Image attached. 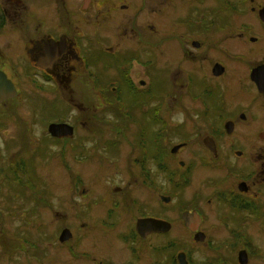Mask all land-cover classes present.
Returning <instances> with one entry per match:
<instances>
[{"label":"flooded vegetation","instance_id":"flooded-vegetation-1","mask_svg":"<svg viewBox=\"0 0 264 264\" xmlns=\"http://www.w3.org/2000/svg\"><path fill=\"white\" fill-rule=\"evenodd\" d=\"M36 4H51L49 25L35 23ZM168 8L169 0H0V35H21L0 45V69L18 90L0 103V264H180L182 250L183 264H264V0H183V99L201 107L184 113L174 144L167 94L155 96L129 55L157 36L178 41L161 37L174 31ZM113 55L122 66L104 76ZM193 72L208 87L198 94L187 89ZM17 98L31 113L32 148L10 136L4 106ZM64 102L89 110L86 118L49 114ZM51 123L73 132L54 136ZM37 158L47 171L57 161L68 187L43 167L34 171L42 182L30 175ZM13 181L28 197H12ZM184 211L196 212L195 228ZM144 218L172 228L140 232ZM172 237H183L180 250Z\"/></svg>","mask_w":264,"mask_h":264},{"label":"rangeland","instance_id":"rangeland-1","mask_svg":"<svg viewBox=\"0 0 264 264\" xmlns=\"http://www.w3.org/2000/svg\"><path fill=\"white\" fill-rule=\"evenodd\" d=\"M3 1V0H1ZM34 7L33 5L31 6ZM51 10V4L48 5L46 8H40L39 6L33 8L31 12L35 16L34 19L37 20L35 23H38L39 19H42L40 22L41 26L49 25L50 18L52 16ZM169 15L171 17L172 26L174 28V31H172L169 35H160L161 37H167V38H177L178 41L172 40L167 43H163L158 40V36L156 37L155 44L154 45H140L137 46L136 50L133 53L135 55V59H137L138 64L141 68H145L148 73L150 74L154 88H155V96L156 97H163L164 95L168 94L169 96L167 99V110H168V116L173 120V122L176 123H183V115L186 112L188 116H191L194 114L197 108H200V103L197 101L189 100L190 96L188 98L185 96L183 99V0H169ZM47 15V16H44ZM51 15V16H50ZM182 15V19H177ZM45 21V22H43ZM173 23H176L174 25ZM8 30V29H7ZM2 30L0 35V45L2 46L5 43H7L9 40H6L8 38H21L20 32L17 31H7ZM159 36V37H160ZM16 45H19V42L16 43ZM150 51L149 55H146L145 52ZM140 54L141 56H139ZM122 55H128V53H123ZM119 55H113L112 57L114 59H108L106 61V65L108 68H105V66L102 67V71H107L104 73V76H108L111 72L117 76V69H116V63L119 66H122L121 61H115V58ZM19 64V63H18ZM207 64V63H205ZM206 66V65H205ZM202 73L193 72V79L192 81L187 79L188 82V92L191 94L199 93L201 90L207 89L206 83L200 78V75ZM83 85V83H81ZM25 86H30V84L22 83V87L25 88ZM87 93H82L84 96V100L87 103L89 100L87 99L89 95H86ZM126 94V93H125ZM77 97L81 96L80 91L75 94ZM128 95V94H126ZM81 100V99H80ZM83 100V99H82ZM158 103V101L156 102ZM27 103L22 101L21 99L17 98L7 105L4 106V112L9 114L11 116V123L10 125V136H14L15 133L24 135V139L28 141L29 147L32 148V143L29 141V139L26 137L27 133V127L29 128L31 122L29 118L31 117V113L29 109L27 108ZM83 108V107H82ZM2 109V108H1ZM84 111L88 113L89 110L86 108H83ZM83 109H79L75 107L74 105H69L68 103L64 102L59 105L57 111L49 113L51 114H57L60 116H66L70 113H77L81 114L83 118H86V114L84 115ZM102 113L107 116L111 117V113L109 112L108 108L103 109ZM164 112H161V115H158L155 113L153 116L155 119H157L158 116H162ZM72 114H70L71 116ZM103 115V116H104ZM26 121V122H25ZM34 124V123H33ZM35 125V124H34ZM36 127L37 124H36ZM29 130V129H28ZM175 134H172L173 137H171V140L177 141L182 138L183 135V126L180 130L174 131ZM49 142L48 139L44 140V144H47ZM158 142L156 141V144ZM32 151V149H29ZM41 160L42 162H45L47 159V155L45 153H42ZM40 161L39 158L36 159V164H33V167L30 169V175H32L37 181L42 182V179H39L34 175V171L39 168L43 167L40 171V173L44 178H51L52 176H56L60 186H62L64 183L67 184L66 188L68 187V178H65L64 173L62 172V168L58 165L57 161L51 162L49 166H52L50 171L46 170V165H44ZM172 164L176 165L178 164L177 161H174L172 158ZM46 166V167H44ZM105 175H99V180H103L109 182V176H115L117 174V171L115 169L105 170ZM88 175V174H85ZM69 177V175L67 174ZM92 177V175H91ZM68 180V181H67ZM98 180V181H99ZM11 193L12 197L17 198H26L28 197V192L25 190H30L28 186H22L17 181H13L11 183ZM61 190H63L61 188ZM64 191V190H63ZM173 238V237H172ZM176 247H183V237L177 238L176 241Z\"/></svg>","mask_w":264,"mask_h":264},{"label":"water","instance_id":"water-1","mask_svg":"<svg viewBox=\"0 0 264 264\" xmlns=\"http://www.w3.org/2000/svg\"><path fill=\"white\" fill-rule=\"evenodd\" d=\"M14 90V87L12 85V82L10 80H7L5 74H3L2 72H0V100H2L3 98L7 97V96H11L14 94L13 92ZM63 127H68L67 125H61V124H53L51 125V132L55 135H60V130L63 129ZM67 131V129H66ZM70 131V130H69ZM65 132V130H64ZM71 132V131H70ZM186 217V215H185ZM146 225H148V221H144ZM152 223H155L157 227H153V224H152V227L149 228V230H159L157 228H163V229H169V223H167V225L165 227H163V223L165 222H162V221H157V222H152ZM162 223V224H161ZM165 223V224H166ZM140 225V224H139ZM148 231V229H146ZM183 253L180 254V259L181 261H183Z\"/></svg>","mask_w":264,"mask_h":264}]
</instances>
